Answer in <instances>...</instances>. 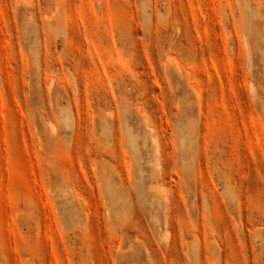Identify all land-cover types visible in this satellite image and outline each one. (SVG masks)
<instances>
[{
  "label": "rangeland",
  "instance_id": "rangeland-1",
  "mask_svg": "<svg viewBox=\"0 0 264 264\" xmlns=\"http://www.w3.org/2000/svg\"><path fill=\"white\" fill-rule=\"evenodd\" d=\"M0 264H264V0H0Z\"/></svg>",
  "mask_w": 264,
  "mask_h": 264
},
{
  "label": "bare ground",
  "instance_id": "bare-ground-1",
  "mask_svg": "<svg viewBox=\"0 0 264 264\" xmlns=\"http://www.w3.org/2000/svg\"><path fill=\"white\" fill-rule=\"evenodd\" d=\"M152 140L154 142L156 150H158V139H157V137L156 136H152Z\"/></svg>",
  "mask_w": 264,
  "mask_h": 264
}]
</instances>
